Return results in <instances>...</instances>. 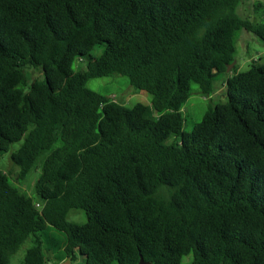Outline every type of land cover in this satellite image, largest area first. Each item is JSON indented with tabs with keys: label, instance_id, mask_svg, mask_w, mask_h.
I'll list each match as a JSON object with an SVG mask.
<instances>
[{
	"label": "trees",
	"instance_id": "16d2710c",
	"mask_svg": "<svg viewBox=\"0 0 264 264\" xmlns=\"http://www.w3.org/2000/svg\"><path fill=\"white\" fill-rule=\"evenodd\" d=\"M244 1L0 0V153L22 141L19 179L42 158L41 202L0 169V264L31 235L24 264L76 252L85 264H182L190 253L191 264H264V64L235 63L228 101L183 129L192 84L215 92L237 31L264 41V3L253 22ZM115 74L150 93L157 115L88 86ZM48 224L66 234L56 259L41 240Z\"/></svg>",
	"mask_w": 264,
	"mask_h": 264
},
{
	"label": "rangeland",
	"instance_id": "374dc122",
	"mask_svg": "<svg viewBox=\"0 0 264 264\" xmlns=\"http://www.w3.org/2000/svg\"><path fill=\"white\" fill-rule=\"evenodd\" d=\"M256 1L264 0H245L238 8L239 14L248 18L253 22H259L261 20L262 13L256 12L254 3ZM103 52V46L95 47L90 54L93 56H100ZM253 59L259 60L258 62L264 64V41H262L256 34L249 32L244 28L237 31L236 35V53L235 63L236 70H247ZM88 60L76 59L73 62V70L81 71L87 68ZM234 66V65H233ZM232 66V67H233ZM231 67V69H232ZM230 69V70H231ZM223 72L217 75L214 81L215 91L210 96H205L199 93V86L196 83L192 84V95L183 106V115L185 117L184 130L191 131L194 125L201 121L204 114L210 106L218 103H226L228 101L226 81L233 72ZM34 78H41V71H33ZM225 82V83H224ZM88 86L110 98L125 104L128 107H132L138 103L148 105L149 116L153 117L157 115V112L151 105L152 96L146 91L137 90L129 82L127 76L122 74H115L111 76H103L91 78L88 81ZM173 138L170 139V141ZM22 141L13 143L9 150L0 153V169L6 171L10 175V181L15 186L19 187L23 192L32 197L35 201L41 202L36 190L37 182L42 171V158H40L30 172L23 178H18L19 167L14 163L12 159V152L17 150ZM69 219L78 224H82L86 221V215L84 211L80 209H73L70 211ZM34 236L31 235L26 239L22 246L11 256L10 264H24V257L27 249L33 245ZM41 240L43 242L44 251L52 257V259L58 258L60 255H64V245L66 240V234L54 228L51 225H47L45 232L41 234ZM193 253L185 255L182 260V264H191L193 261ZM65 261H69L70 264H85V258L76 252V258L71 260L67 258ZM58 262V261H56ZM57 264H60L57 263ZM113 264H118L114 262Z\"/></svg>",
	"mask_w": 264,
	"mask_h": 264
},
{
	"label": "water",
	"instance_id": "95a60500",
	"mask_svg": "<svg viewBox=\"0 0 264 264\" xmlns=\"http://www.w3.org/2000/svg\"><path fill=\"white\" fill-rule=\"evenodd\" d=\"M235 64V61L228 67V71L231 69V67L233 66ZM50 263H52V262H50ZM60 264H70V262L69 261H64V262H61ZM138 264H149L148 262H146L145 260H144V258L143 257H141V259H140V261L138 262Z\"/></svg>",
	"mask_w": 264,
	"mask_h": 264
},
{
	"label": "crops",
	"instance_id": "0c3cea01",
	"mask_svg": "<svg viewBox=\"0 0 264 264\" xmlns=\"http://www.w3.org/2000/svg\"><path fill=\"white\" fill-rule=\"evenodd\" d=\"M225 83V82H224ZM226 84V83H225ZM217 91H215V93H216Z\"/></svg>",
	"mask_w": 264,
	"mask_h": 264
}]
</instances>
